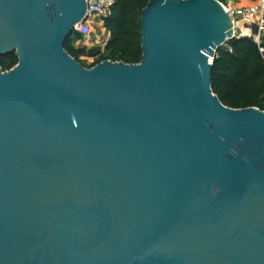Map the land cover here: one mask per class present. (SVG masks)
Returning <instances> with one entry per match:
<instances>
[{
	"label": "water",
	"instance_id": "obj_1",
	"mask_svg": "<svg viewBox=\"0 0 264 264\" xmlns=\"http://www.w3.org/2000/svg\"><path fill=\"white\" fill-rule=\"evenodd\" d=\"M87 9L0 0V264H264V111L213 93L221 3L151 0L141 62L91 68Z\"/></svg>",
	"mask_w": 264,
	"mask_h": 264
},
{
	"label": "trees",
	"instance_id": "obj_2",
	"mask_svg": "<svg viewBox=\"0 0 264 264\" xmlns=\"http://www.w3.org/2000/svg\"><path fill=\"white\" fill-rule=\"evenodd\" d=\"M150 1L115 0L112 13L105 21L111 35L105 55L100 48L74 47V38H80L74 34L66 40L67 52L78 62L80 57L94 58L92 67L104 60L140 63L143 56L141 14ZM17 64L15 53L1 59L4 71H10ZM212 90L225 106L264 109V43L260 47L251 38L236 37L219 48L213 60Z\"/></svg>",
	"mask_w": 264,
	"mask_h": 264
},
{
	"label": "built area",
	"instance_id": "obj_3",
	"mask_svg": "<svg viewBox=\"0 0 264 264\" xmlns=\"http://www.w3.org/2000/svg\"><path fill=\"white\" fill-rule=\"evenodd\" d=\"M227 12L233 24V38L248 37L258 46L264 43V0H256L254 4L246 7L235 6V0H218ZM87 18L84 22L74 26L73 34L81 37L82 48L95 47L92 37L96 34V27H100L98 42L101 52H105L110 39L105 21L111 15L115 0H86ZM261 51H263L261 49ZM94 64L95 59L91 58ZM264 111V109L257 108Z\"/></svg>",
	"mask_w": 264,
	"mask_h": 264
},
{
	"label": "rangeland",
	"instance_id": "obj_4",
	"mask_svg": "<svg viewBox=\"0 0 264 264\" xmlns=\"http://www.w3.org/2000/svg\"><path fill=\"white\" fill-rule=\"evenodd\" d=\"M100 27H96V34L93 35L92 37V40H93V43L95 44L94 46L95 47H92V48H100V45H99V42H98V35L100 34ZM74 40L78 41L79 42V45H77L79 48H82V44H83V41L81 40V37L78 39V38H74ZM87 49H90V48H87ZM104 53V52H103ZM102 53V54H103ZM105 55V53H104ZM92 60H88L86 57H80L79 58V63L85 65L86 67L90 68L92 67L93 63H91Z\"/></svg>",
	"mask_w": 264,
	"mask_h": 264
},
{
	"label": "crops",
	"instance_id": "obj_5",
	"mask_svg": "<svg viewBox=\"0 0 264 264\" xmlns=\"http://www.w3.org/2000/svg\"><path fill=\"white\" fill-rule=\"evenodd\" d=\"M256 0H235V6L237 7H246V6H251L252 4L255 3ZM74 47H78L79 45L78 41H74L72 43ZM88 60H91L90 58H87ZM92 63V62H91Z\"/></svg>",
	"mask_w": 264,
	"mask_h": 264
}]
</instances>
